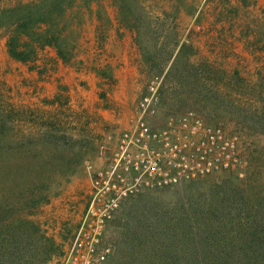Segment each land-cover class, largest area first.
I'll return each mask as SVG.
<instances>
[{
  "label": "rangeland",
  "instance_id": "1",
  "mask_svg": "<svg viewBox=\"0 0 264 264\" xmlns=\"http://www.w3.org/2000/svg\"><path fill=\"white\" fill-rule=\"evenodd\" d=\"M253 1L0 0L59 5L72 53L17 60L0 29V264H61L91 170L154 85V123L196 110L239 135L243 168L128 198L108 264H264V0Z\"/></svg>",
  "mask_w": 264,
  "mask_h": 264
},
{
  "label": "built area",
  "instance_id": "2",
  "mask_svg": "<svg viewBox=\"0 0 264 264\" xmlns=\"http://www.w3.org/2000/svg\"><path fill=\"white\" fill-rule=\"evenodd\" d=\"M157 97L154 85L139 100L131 126L114 149L91 170L87 205L61 264H108L114 253L108 230L128 198L242 170L237 133L194 109L156 124Z\"/></svg>",
  "mask_w": 264,
  "mask_h": 264
},
{
  "label": "trees",
  "instance_id": "3",
  "mask_svg": "<svg viewBox=\"0 0 264 264\" xmlns=\"http://www.w3.org/2000/svg\"><path fill=\"white\" fill-rule=\"evenodd\" d=\"M242 1L246 5L255 2ZM53 6L37 2L0 9V29H6L7 49L13 58L24 62L33 61L37 59L39 51L48 45L57 48L59 57L69 58L72 53L67 50L69 42L65 26L60 25L58 19L61 10L57 16H53L59 5Z\"/></svg>",
  "mask_w": 264,
  "mask_h": 264
},
{
  "label": "crops",
  "instance_id": "4",
  "mask_svg": "<svg viewBox=\"0 0 264 264\" xmlns=\"http://www.w3.org/2000/svg\"><path fill=\"white\" fill-rule=\"evenodd\" d=\"M256 1H257V0H256ZM249 5H250V4H249ZM1 41H2V40H1ZM43 50H44V49H43ZM39 54H40V53H39ZM34 73H36V71L30 69V73H29V74H30L31 76H34ZM45 83H46V82H45ZM46 84H47V83H46Z\"/></svg>",
  "mask_w": 264,
  "mask_h": 264
}]
</instances>
